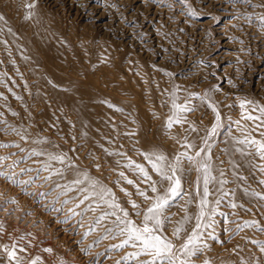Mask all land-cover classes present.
I'll return each mask as SVG.
<instances>
[{
  "label": "rangeland",
  "instance_id": "obj_1",
  "mask_svg": "<svg viewBox=\"0 0 264 264\" xmlns=\"http://www.w3.org/2000/svg\"><path fill=\"white\" fill-rule=\"evenodd\" d=\"M262 109L264 0H0V264L151 261L146 155L178 264H264Z\"/></svg>",
  "mask_w": 264,
  "mask_h": 264
},
{
  "label": "snow or ice",
  "instance_id": "obj_2",
  "mask_svg": "<svg viewBox=\"0 0 264 264\" xmlns=\"http://www.w3.org/2000/svg\"><path fill=\"white\" fill-rule=\"evenodd\" d=\"M31 7V5H29ZM174 107H177L178 111H190L191 109L183 108L180 106L174 105ZM243 107V105H242ZM264 111V109H262ZM247 119H252V117H246ZM176 122L179 123L181 122L180 119L177 117ZM172 120H169L168 126L171 127ZM213 133H215V128L212 129ZM254 144L258 145V151L261 154L262 158H264V143H261L259 141H251ZM39 154V153H37ZM184 155V154H182ZM50 159L58 160L59 162L63 163L64 162V156H51ZM146 159H149V161L152 163V167L161 174V176L169 181H173L172 186H170L163 195H158L156 198L155 203L151 208L148 209V214L145 215L144 217V226L142 228L136 227L133 222L127 221L128 227H126L123 231L127 233V239L124 241V244H128L129 242L133 243V246H136V242H139L140 244V251L141 253L150 255L153 259L151 261L145 262V264H178L177 260V254L172 251L173 245L170 241H167L165 239H162L159 235L156 234V230L160 227L161 225V220L159 218L160 212L169 205L170 200L174 199L175 197L180 195V181L178 178H175L173 176H168L166 173H164L161 168L158 166L157 163L153 162L151 160V157L146 155ZM163 156H157L156 160H163ZM191 159V158H189ZM134 162H130L128 167H131ZM206 167V166H205ZM136 168L139 170L140 173L143 174V176L147 180H151V177L149 176L148 172L143 168L141 165H136ZM47 170V168H45ZM264 170V169H262ZM27 171V170H26ZM6 175L5 173H0V176ZM121 176L124 174L121 173ZM8 179H12V177H7ZM85 179H87V174H85ZM32 181H15V183L20 184V183H31ZM75 183L79 184L81 181H75ZM95 183L93 182V187H95ZM128 184H133L134 182L132 180H127ZM154 183V182H153ZM264 183V181H262ZM205 185H207V180H205ZM153 192H156L157 189L156 187H152L151 189ZM104 194L107 195H113L111 193L110 189H102V194H101V199H103ZM129 194V193H126ZM141 196H145L147 199L146 194L141 191L139 192ZM205 194H207V187H205ZM130 195V194H129ZM253 195H258L256 193H253ZM85 200L89 199L88 196L84 197ZM14 202V201H13ZM107 203H110L109 201H105ZM65 203H68L66 201ZM83 203V201H81ZM205 203V201H202V204ZM111 206L114 207H119V205L111 204ZM134 207H138L135 205L133 202ZM79 207V205H77ZM235 207V205H233ZM72 215L76 216L79 215V213H76L73 210ZM203 214V213H201ZM125 216H127V213H124ZM148 221H154L155 226L154 227H149L148 226ZM67 222V219L64 221ZM124 223V221H122ZM199 226V225H198ZM179 229H177L176 234H178ZM198 235L194 232L192 236L189 237L188 242L182 246V250L186 252L188 255H193L196 252V242L198 240ZM192 245L193 247H189ZM46 251H51L50 249H47ZM262 251H264V248H262ZM134 254V255H138ZM10 257L14 258V253H9ZM179 264H184V261H179Z\"/></svg>",
  "mask_w": 264,
  "mask_h": 264
}]
</instances>
